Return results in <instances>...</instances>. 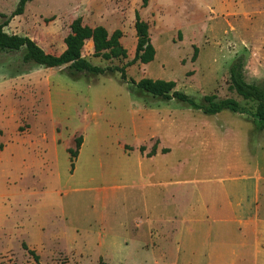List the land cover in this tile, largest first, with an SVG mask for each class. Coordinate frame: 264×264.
Returning <instances> with one entry per match:
<instances>
[{
    "label": "rangeland",
    "instance_id": "rangeland-1",
    "mask_svg": "<svg viewBox=\"0 0 264 264\" xmlns=\"http://www.w3.org/2000/svg\"><path fill=\"white\" fill-rule=\"evenodd\" d=\"M18 1L0 0V23ZM142 5L33 0L4 28L59 55L80 17L120 30L127 57L95 58L90 41L82 48L94 66L125 67L122 81L118 72L71 76L24 64L22 51L0 53V264H264V229L258 239L254 222L228 221L246 215L264 225V131L253 119L257 103L230 80L242 57V78L264 82V0ZM135 12L156 55L128 66ZM143 78L174 81L198 104L234 99L241 110L207 116L138 89Z\"/></svg>",
    "mask_w": 264,
    "mask_h": 264
},
{
    "label": "trees",
    "instance_id": "trees-1",
    "mask_svg": "<svg viewBox=\"0 0 264 264\" xmlns=\"http://www.w3.org/2000/svg\"><path fill=\"white\" fill-rule=\"evenodd\" d=\"M33 0H19L15 10L9 17L2 15L6 20L0 23V53H13L22 51V62L24 64L33 63L45 68H60L66 67L71 76L81 73H88L91 75H104L106 73H120L122 81H125V67H98L92 65L89 61L82 57V48L85 42L90 41L93 46V56L95 58H102L110 61L112 59H120L127 57V51L120 44L122 33L120 30H115L111 34L103 26L90 27L82 23L81 18L74 19L70 24V32L64 38L65 49L59 55L46 53L35 41L27 36H20L16 34H8L4 28L9 24L10 20L16 16L24 13L25 7ZM146 1L143 0V7L146 6ZM134 29L136 32V44L134 50V57L128 63V66L135 63L143 65L151 63L156 55L155 47L151 41L149 34V26L146 22L141 20L139 14L135 12ZM198 49L193 48L192 62L197 57ZM243 58L238 57L234 60L230 67V80L232 89L243 99H251L257 103L253 119L255 120L256 129L264 131V82L260 84H249L241 75ZM135 86L154 97H159L163 100H176L178 102L186 103L192 109L200 111L202 114L210 116L216 115L221 111L228 110L231 113L239 112L240 106L234 99L217 100L216 96L208 95L198 104L192 100L188 95L176 90V83L174 81H166L160 79L143 78L134 83ZM82 145V138L75 140V149L68 150L72 159L78 155ZM140 151H143L140 148ZM168 152L167 149L162 150V153ZM156 155L153 149L147 157ZM30 255H33L34 260L38 262L39 257L33 251L27 249ZM99 264H107L103 260Z\"/></svg>",
    "mask_w": 264,
    "mask_h": 264
},
{
    "label": "crops",
    "instance_id": "crops-1",
    "mask_svg": "<svg viewBox=\"0 0 264 264\" xmlns=\"http://www.w3.org/2000/svg\"><path fill=\"white\" fill-rule=\"evenodd\" d=\"M154 156H152V160H154ZM159 169L158 168H154L152 169V172H157ZM232 207V206H231ZM229 222L233 225L235 224H239L238 222H240V224H246L247 222H254V226H255V237H257L258 239H260L259 236L262 235V230H259V229H264V225H262L261 227L258 225V223H255V222H258L257 221V218L256 220L255 219H252V221L248 220V217L245 215V216H241V217H238V216H231L230 218H228ZM237 228V227H236ZM84 245V244H83ZM83 245H81V248L83 247ZM148 247V246H146ZM153 247V246H152ZM80 248V246H79ZM105 260V259H104ZM100 261V260H99ZM99 261H98V264H99ZM105 262V261H104ZM107 263V262H105ZM108 264V263H107ZM171 264H177V263H171Z\"/></svg>",
    "mask_w": 264,
    "mask_h": 264
}]
</instances>
